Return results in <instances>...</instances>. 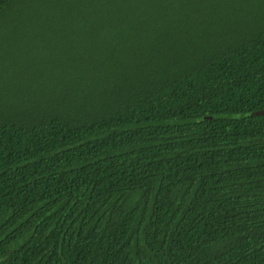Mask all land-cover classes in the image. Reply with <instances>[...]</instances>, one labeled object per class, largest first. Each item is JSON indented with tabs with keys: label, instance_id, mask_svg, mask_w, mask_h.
<instances>
[{
	"label": "trees",
	"instance_id": "obj_1",
	"mask_svg": "<svg viewBox=\"0 0 264 264\" xmlns=\"http://www.w3.org/2000/svg\"><path fill=\"white\" fill-rule=\"evenodd\" d=\"M264 0H0V264H264Z\"/></svg>",
	"mask_w": 264,
	"mask_h": 264
},
{
	"label": "water",
	"instance_id": "obj_2",
	"mask_svg": "<svg viewBox=\"0 0 264 264\" xmlns=\"http://www.w3.org/2000/svg\"><path fill=\"white\" fill-rule=\"evenodd\" d=\"M262 114H264V110L251 112V113L246 114V116L262 115Z\"/></svg>",
	"mask_w": 264,
	"mask_h": 264
}]
</instances>
